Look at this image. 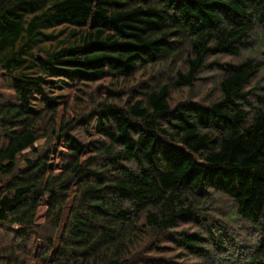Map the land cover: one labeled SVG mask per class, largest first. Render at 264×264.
I'll list each match as a JSON object with an SVG mask.
<instances>
[{
    "label": "trees",
    "instance_id": "1",
    "mask_svg": "<svg viewBox=\"0 0 264 264\" xmlns=\"http://www.w3.org/2000/svg\"><path fill=\"white\" fill-rule=\"evenodd\" d=\"M0 80V264H264V0H0Z\"/></svg>",
    "mask_w": 264,
    "mask_h": 264
},
{
    "label": "rangeland",
    "instance_id": "2",
    "mask_svg": "<svg viewBox=\"0 0 264 264\" xmlns=\"http://www.w3.org/2000/svg\"><path fill=\"white\" fill-rule=\"evenodd\" d=\"M2 80H0V96L4 97L5 98L4 99L5 101H8V100L11 99V97H9V91H8V89L10 87L6 83L5 84H2V83H4V81H2ZM210 86L211 85H209V84L206 85L207 88H209ZM70 87H71L70 85L63 86L62 91L60 93L61 96H62V99H61L62 101L65 98V96H68V99L67 100H70L71 101V107L69 109V112L72 110V106H74V105H72L74 93H73V90H71ZM99 88H100V86L95 85V86H89V87H87L85 89L86 90H99ZM185 94H187V91H184V92L180 93V95L178 93H176L173 96V101L176 103L177 101L181 100V98H184L185 97ZM39 145H44V142L43 143L41 142ZM46 202H47L46 200H43L41 202V205H40V211H39V214L40 215L38 217V221H40V222L43 220V214H44V212L46 210ZM1 238H2V236H1ZM1 238H0V241H1Z\"/></svg>",
    "mask_w": 264,
    "mask_h": 264
}]
</instances>
